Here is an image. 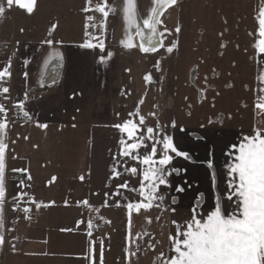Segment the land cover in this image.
Instances as JSON below:
<instances>
[{"label":"crops","instance_id":"obj_1","mask_svg":"<svg viewBox=\"0 0 264 264\" xmlns=\"http://www.w3.org/2000/svg\"><path fill=\"white\" fill-rule=\"evenodd\" d=\"M98 2L102 0H93V4ZM0 3L5 6V13L0 17V47L6 50L5 54H0V69L11 60L12 99L16 103L27 93L29 99L25 106L33 118L26 122L10 121L7 134L5 243L0 246V259L5 264H46V257H52V260H56L55 257H76V251L82 254L87 248L84 240L76 245L75 239H79V236L84 239L94 237L99 248L101 241L123 240L130 244L133 257L138 233L152 236V243L158 244V235L167 228V212L170 209L190 212L191 215L192 210L197 209L204 216L214 209L217 195L222 198L227 190L226 169L232 162L229 152L236 153L231 146L238 147L241 138L252 134L253 128L264 120V116L257 115L255 108L258 97L264 96V92L259 91L264 88V83L258 80L259 75L264 73V54H258L255 48V42L259 39V8L264 6V0H178L171 13L173 22L170 16L161 26V30L163 27L169 29L165 36L176 42L177 47L167 69L169 91L164 98L168 105H164L163 101L161 106V113L167 112L168 121L165 122L167 119L164 117L159 123L169 125L173 119L176 120V128L168 127L167 133L174 134L178 150L187 152L190 158L172 154L174 159L168 167L180 171L170 177V188L161 186L159 190L167 193L169 210L162 212L160 208L153 207L148 212L133 214L130 229L126 203L129 200L137 201L140 197L122 189L123 196L128 197L125 200L116 196V188L123 181L132 187H139L145 166L127 157H119L122 162L119 170L122 173L127 164L128 168L137 167L140 175L123 173L119 178H111V184L107 183L109 174H105V170L111 176L115 162L113 158L120 151V139L124 138L128 143L134 141L127 133H121L114 127L123 123L117 121L114 114L124 109V101L118 90L109 103L104 94L100 93L99 102L91 98V94L97 81L101 83L99 78L102 74L97 75V69L99 65L107 63L108 52H112L113 57L117 47L122 62L124 55L134 49L139 50L140 41L135 35V27L128 28L121 11L110 13L106 20L105 49L102 52L99 48L81 46L86 39V17L94 15L101 18L100 13L83 11L87 6L86 0H37L31 14L15 4L9 8L6 0H0ZM116 3L120 4L121 0H116ZM136 4L139 18H146L153 7V0H136ZM139 18L137 22L142 23ZM53 24L57 27L49 37ZM177 26L181 29L179 33L175 31ZM126 30L137 45L132 49L120 43L125 38ZM88 31L98 35L100 30L89 27ZM49 38L53 40L52 45L43 43ZM53 49L58 50L63 58L53 59L46 64ZM102 55L105 57L103 62L100 60ZM114 60L116 63L118 59ZM165 73L160 69V81L166 79ZM146 97L148 100L142 107L149 108L151 96ZM145 110L140 109V112ZM37 121L46 123L48 127H37ZM156 124L155 120L146 126L155 128ZM141 131L146 134V130H138L136 135H140ZM146 143L150 151L151 142ZM143 155L144 149L141 148L140 156ZM209 160L213 162L216 181L212 179L213 170L207 163ZM25 168L32 176L30 181L24 174L12 171ZM81 175L85 177L83 181L79 179ZM53 177L56 179L53 180ZM22 178L25 179L23 186L19 183ZM105 178L106 183L103 182ZM98 180L99 185L95 184ZM136 181L139 183L135 184ZM178 185L183 186L185 191L177 192ZM21 190L29 192L30 197L41 204L39 209L32 203L23 205L30 207V218L13 209V197ZM74 190L82 195L92 193L90 205L106 201L105 208L112 210H104V204L99 207L101 211L98 215L103 219L96 222L105 225L100 234L87 235V219L84 227L87 233L83 228L79 230L74 196L71 197L73 205H70L74 211L72 213L64 216L59 209L68 206H61L59 202L57 206H52L51 201H59ZM105 193H109L110 200ZM67 198L63 200L64 204ZM222 202L231 212L228 201L222 198ZM191 215L181 218L180 222L190 219ZM157 216L161 217L160 220L156 219ZM146 217L152 218L150 224L145 222ZM146 255L147 259L136 263L160 262L154 252L151 256L149 246L142 257Z\"/></svg>","mask_w":264,"mask_h":264},{"label":"snow or ice","instance_id":"obj_2","mask_svg":"<svg viewBox=\"0 0 264 264\" xmlns=\"http://www.w3.org/2000/svg\"><path fill=\"white\" fill-rule=\"evenodd\" d=\"M178 0H153V7H151L146 18H139L138 8L136 0H121L120 4L116 3V0H102L93 4V0H86L87 6L83 9L84 12H96L101 14V18L98 19L94 15H88L86 17L85 24V42L81 45L84 48L94 49L99 48L102 52L105 49V32H106V20L110 13L115 14L118 10L122 12L123 19L127 23L128 28L135 27V35L139 36L141 43L138 45L139 50L143 53H155L161 48H165L167 53H172L177 47L176 42H171L169 46H165L164 40L167 38L165 33L169 32L164 25V21L161 19L164 9L176 5ZM7 6L11 8L13 4L18 5L21 9L26 10L28 14L33 13L37 0H6ZM5 13L4 4L0 3V17ZM138 18L142 20V23H138ZM57 27L53 24L49 30V37L52 35V31ZM99 28L98 35H92L88 28ZM22 31V30H21ZM145 31L148 32L147 40L145 42ZM175 31L179 33L180 27L177 26ZM259 39L255 42V48L258 50V54H264V6L259 8L258 15V33ZM92 41H96L93 43ZM43 43L52 45V39H46ZM120 43L127 49L136 47L132 41V35L128 30L125 31V38L120 40ZM223 46V45H222ZM112 52H108L107 56L111 57ZM62 54L53 49L49 54L48 60L45 63L51 62L53 59L62 60ZM100 60L103 62L105 57L102 55ZM154 67L159 70L160 61H157ZM25 73V77H27ZM11 77V60L8 64L0 69V97L3 100L9 99L10 89L4 84ZM145 81L151 82V74H146ZM258 80L264 83V73L260 74ZM207 81V77H205ZM231 86V85H228ZM260 92H264V88L259 89ZM204 94V90H201V95ZM29 99L27 93L24 94L22 100L17 101L13 107L18 110V114L22 113L23 118L26 120H32V116L29 111L26 110L25 102ZM187 99V97H185ZM144 103L141 99L136 110L129 113L130 117H138L139 123H135L133 119H127L121 124L114 125L119 129L121 133H127L128 137L134 141L128 143L124 138L119 141L120 151L117 157H114V164L111 170L110 178H119L123 173H128L131 176H138L137 167H124L123 173L119 170L121 160L119 157H127L131 161H137L140 165L145 166L142 171V180L139 187H132L127 181L117 185L116 196L122 197L128 200V197L123 196V190H127L131 193L137 194L140 198L137 201H131L126 203V208L129 217V229L131 228V217L133 213L140 214L150 211L153 207L160 208L162 212L169 209L164 208V195L160 193L161 186L170 188V177L176 173L178 174L180 169L169 168L168 166L175 157H182L189 159V154L184 151L178 150L174 143V134H168L167 128H176V120L173 119L169 125H163L159 123L156 112L148 113L149 117H157V124L155 128L152 126H146V117L140 114V105ZM258 110V116H264V96L258 97V102L255 105ZM222 122V120H221ZM209 123H212L209 120ZM37 127L46 129L48 125L46 123L36 122ZM10 126V120L8 118V109L5 104L0 102V246L5 243L4 237V206L6 203V153L8 151L7 134ZM203 127V125H201ZM75 127V125H73ZM138 130L141 131L140 135H136ZM183 131V128H181ZM28 139V137H24ZM151 142L150 151H148L149 144ZM232 148L236 149V153L229 152L232 162L227 165V183L226 192L222 194L223 200L228 201L229 207L232 211L229 212L222 202L221 195H217L214 209L211 210L206 216L197 209L192 210L190 219L183 222L171 221L176 226V237L171 235L169 241L171 244L170 251L174 252V255L170 259H165L164 254H160L162 264H264V120L259 121L258 126H255L252 130V134L245 135L241 138L238 147L232 145ZM144 149V155L140 156V149ZM159 158L157 159V155ZM15 158V157H13ZM208 167L212 169V179L216 181V172L213 162L209 160ZM14 173H21L26 176L27 180H31L32 176L28 172V169H12ZM53 180L56 178L53 177ZM81 181L85 179L83 175L79 177ZM20 185H25V179L20 180ZM177 192H184L183 186L176 187ZM146 193V194H145ZM109 193H105L107 197ZM27 192L21 190L17 196L13 197V209L20 210L21 202L35 204V207L39 209L41 204L35 202L34 197L28 198ZM201 198L203 193L200 194ZM175 201V198H173ZM68 201H65L67 205ZM78 205L87 206L91 208L89 201L84 199L83 201H77ZM107 204V202H106ZM105 204V206H106ZM47 206V205H44ZM117 206L119 203L117 202ZM99 213V209H93ZM172 213H175V208L170 209ZM31 211L30 207H23L25 214ZM30 218V217H27ZM103 219V217H98ZM160 216L156 219L160 220ZM152 218L146 217V223L150 224ZM84 221H78L83 223ZM97 227L92 219L87 221V228L89 237L92 236V229ZM146 234V233H145ZM140 234H137L139 237ZM182 237V238H181ZM95 242H91L90 252H95ZM15 251V245L12 246ZM136 250L139 251V244H135ZM149 247L154 248L155 245L150 244ZM135 254V253H133ZM101 264L103 259V242L101 241L100 248Z\"/></svg>","mask_w":264,"mask_h":264},{"label":"rangeland","instance_id":"obj_3","mask_svg":"<svg viewBox=\"0 0 264 264\" xmlns=\"http://www.w3.org/2000/svg\"><path fill=\"white\" fill-rule=\"evenodd\" d=\"M174 6L167 8L166 11L163 13L161 19L164 21V24L166 20L168 19V17L171 16ZM170 19H171V22H173L174 19L172 16ZM171 42L172 41L168 38L164 40L165 46H169ZM114 52H115V55L113 57L112 56L106 57L107 63L98 66L99 69H97V75L102 74V77L99 78L101 83L97 81L94 87L95 89L93 90V93L91 94V98L93 97L94 100L97 99V102H99V95L100 93H102L104 94V96L108 97V103H109L112 99L111 97H115V93L118 90V93L121 95L122 100L124 101V104H122L124 109L119 114L114 113L115 116H117V121L121 120V122H123L127 119H133L135 123H139L138 117H130L129 113H131L134 109H136V106L141 99H143L144 102L146 103L148 100L146 96H151V105L149 104L151 107L149 108L142 107L143 104L139 106L141 110L146 109L145 112H142V111L140 112L141 115H144L146 117V124H153L155 120L157 121V117H158V120L160 121H163L162 119L164 117L167 119V112L161 113L163 111L161 106H163V101H164V105H168L167 99L164 98L165 97L164 95L168 94V91H169V81L170 80L168 79V82H167V76H168L167 69L171 62V59L173 58L174 51L172 53H167L165 48H161L155 53H142L138 49H134L133 51L130 52V54H126L124 55V57H122L123 58L122 62H120L119 60V56L121 55L117 54L120 52L117 47H115ZM114 59H118L116 63ZM157 61H160L159 70H157V68L154 67ZM103 69H105L104 72H103ZM160 69L162 72L164 70L166 72L165 73L166 79H162L161 81L159 80ZM146 74H151L152 76L151 82L145 81L144 77ZM116 77L118 78L115 79ZM164 83H165V87H164ZM103 90H106V91L103 92ZM132 104H134L135 106H132ZM130 106L132 107L130 108ZM129 109L131 110L128 112ZM150 110L151 112H156L157 117H149L148 113ZM167 121L168 119L165 122ZM157 158H159V154L157 155ZM125 167H127V164L125 165ZM103 171L104 170H102V173ZM105 174H109V179L107 183L111 184L112 180L110 178L111 177L110 172L105 170ZM103 182L106 183V178L103 180ZM124 182L125 181H123V183ZM138 183L139 181L135 182V184H138ZM95 184L99 185L100 184L99 180L96 181ZM85 188L87 189V187ZM91 195L92 193L89 194L88 192L82 195L81 192H77V190L76 191L74 190V191H70L66 193L64 197L62 196L61 200L57 201L54 199L51 202H53L52 206L54 207L58 205L57 202H59V204L61 203L60 204L61 206L63 205L68 206V207H65V208L63 207L62 209H59L64 213V216H65V214L68 212L70 213L74 212L73 210H71L72 207L70 206V205H73L72 204L73 202H71L72 201L71 197L74 196V199L76 200L75 212L77 214L76 217H78L77 220L84 221L83 223H79L78 225L79 230L82 231L81 228H83V231L86 232L84 228L85 223H86L85 219L87 220L92 219L93 222H96L99 219L98 213L95 212L93 209L98 208L99 211H101L99 207H102L104 204V206L102 207L104 210H107L109 212L112 211L111 209L105 208L106 201L94 202V205L99 203L100 206L99 204L95 206L91 205V208L77 204V201H83L84 199H87L90 204L92 202ZM96 195H99V193H97ZM66 198L68 201L67 205L64 204L63 202V200ZM110 198L111 196L109 195L108 199L110 200ZM125 211H127V209H125ZM133 214L135 215L136 213H133ZM167 214H168V224H167L166 230L164 228L163 229L164 233H162L161 235H158L160 239L158 240V244L152 243L153 245H155V247L151 248V256H152V253L154 252L156 254V257H158V259H160L161 253L164 254L165 259H170L171 256L174 255V252L170 251L171 244L169 241V237L171 235L173 238H175L177 229H176V226L171 223V221L180 222L181 218L183 219L191 215L190 212H182L176 209H175V213H172L170 210L169 212H167ZM83 240L85 241L87 248L84 251H82V254H81V251H76L75 253H78L76 257H72V256L71 257H66V256L55 257L56 260H52L53 259L52 257L51 258L46 257V261H47L46 264H101L100 248H99V244L97 240H95L94 237H91V238L87 237V239H84L81 236H79V239L78 238L75 239L76 245H78L79 243H82ZM93 241L95 242L94 254L90 252L89 250L91 246V242ZM148 255H149V252H148ZM148 255L144 257H140L139 260H134L132 257V251L130 253V244L128 245L123 240L122 241L120 240L112 241L111 239H108L106 241H103L102 264H137L139 261L147 259ZM4 264H5V261H4ZM157 264H162L161 259H160V262L157 261Z\"/></svg>","mask_w":264,"mask_h":264},{"label":"built area","instance_id":"obj_4","mask_svg":"<svg viewBox=\"0 0 264 264\" xmlns=\"http://www.w3.org/2000/svg\"><path fill=\"white\" fill-rule=\"evenodd\" d=\"M6 50L4 47H0V54H5ZM13 83V77L11 75L10 79L7 80V82L4 84V86L9 87V89L11 88ZM9 99L8 100H3L2 97H0V102L4 103L6 108L8 109V118L10 121H20V122H26L28 120H26L25 118H23L22 113L18 114V110L16 108L13 107V105L15 104L11 93L9 92L8 94ZM162 195H164L165 199H164V203L167 201V193L165 191H161L160 192ZM28 196L25 197V201H28L29 197V193L27 192ZM25 203V202H24ZM26 204V203H25ZM22 205L23 203L20 204V210H16V211H21L23 215L28 216V214H25L23 212L22 209ZM97 227H94L91 231L93 235H98L101 233V231H103L105 229L104 224L99 223V222H93ZM139 244V251L136 250V247L134 248V252L135 254H133L134 258H139L141 256H143L146 252V248L149 244H151V237L148 234H140L139 237H136L135 239V244ZM0 264H4L3 260H0Z\"/></svg>","mask_w":264,"mask_h":264},{"label":"water","instance_id":"obj_5","mask_svg":"<svg viewBox=\"0 0 264 264\" xmlns=\"http://www.w3.org/2000/svg\"><path fill=\"white\" fill-rule=\"evenodd\" d=\"M167 9V8H166ZM166 9H164V11L166 10ZM148 33V32H147ZM147 36H148V34H146V32H145V42H146V40H147ZM138 39H139V41H140V43H141V39H140V37L138 36Z\"/></svg>","mask_w":264,"mask_h":264}]
</instances>
